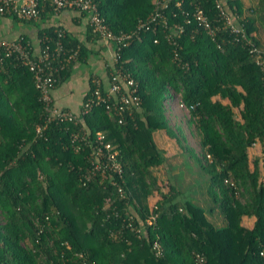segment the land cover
Masks as SVG:
<instances>
[{"label":"trees","instance_id":"1","mask_svg":"<svg viewBox=\"0 0 264 264\" xmlns=\"http://www.w3.org/2000/svg\"><path fill=\"white\" fill-rule=\"evenodd\" d=\"M94 1L113 33L134 32L119 49L114 67L137 82L140 109L118 122L95 107L83 120L118 151L122 175L115 173L114 182L100 177L85 181L88 149L75 151L71 133L77 126L71 122L51 121L37 136L46 113L32 74L6 59L0 64V264H77L79 254L87 264H264L259 254L264 247V181L256 191L246 161L258 138L264 145V42L257 35L258 27H264V0L251 8L255 16L243 15L242 0H222L243 25L248 42L236 41L224 26L215 0ZM157 1L167 2L168 31L175 24L183 27L175 44L162 33L160 18L148 30L135 32ZM195 6L208 17L212 35L195 19ZM52 14L45 3L39 18ZM56 29L64 31V46L77 48L78 56L59 72L54 89L90 52L62 25L38 28L37 37L55 38ZM87 32L89 39L98 37L91 26ZM252 45L260 52L251 51ZM93 86L92 76L86 92ZM170 89L193 105L189 124L198 135L200 153L191 155L208 175V210L219 211L221 226L191 201H174L176 190L169 182L163 185L155 172L165 155L154 131L191 152L184 130L169 122ZM253 169L258 171L256 164ZM243 216L254 217L253 224L241 222ZM154 242L161 255L152 249Z\"/></svg>","mask_w":264,"mask_h":264},{"label":"built area","instance_id":"2","mask_svg":"<svg viewBox=\"0 0 264 264\" xmlns=\"http://www.w3.org/2000/svg\"><path fill=\"white\" fill-rule=\"evenodd\" d=\"M215 1L224 19V26L229 28L236 41L248 42L243 25L234 20V16L226 10L222 0ZM45 3L52 7L54 13L63 9L83 11L86 14L89 26H91V32L98 35V38L113 43L114 67L118 60L119 49L127 45L134 32L113 33L101 17L97 3L94 0H0V19L11 16L21 20H37L40 17V9ZM166 5V1H157L156 7L149 16L139 21L135 32L148 30L153 27L151 24L158 22V18H160L163 24L162 33H164L170 44H175V37L183 31V27L175 24L169 27L168 31V21L164 14V9L167 8ZM175 5L180 6V2L176 1ZM193 12L198 24L203 25L207 33L212 35V25L203 10L195 6ZM189 20L187 18V22ZM55 33V38L47 34L41 38L37 37L36 44H33L29 39H23L21 36L14 39L0 37V64L6 59H11L27 67L31 72L39 93V99L43 104V111L46 113L44 126L38 125L36 127L37 136H41L42 129L51 121L71 122L74 126H77V130L71 133L75 151L82 153L85 148L88 149L86 155L88 166L82 177L85 181L100 177L101 180L108 179L114 182L115 173L119 177L122 175V166L117 159L118 151L110 142L106 141L103 132H90L83 124V120L95 107H102L109 118L116 119L118 122H122L124 116H133V113L141 107L138 84L128 71L122 67H114L108 72L107 81H103L99 76H93L94 86L88 93L86 92L87 94L84 95L77 110L56 105L52 97V90L58 74L67 64L77 59L78 49L64 46L61 40L65 36L63 30L56 29ZM157 41V39L154 40V42ZM251 51L259 53L260 49L252 45ZM175 96L173 89H170L169 96L166 99L167 106L171 100L175 99ZM176 101L177 105L188 113L193 108V105L185 104L179 96ZM118 192L123 196L121 187H118ZM111 201L110 198L106 199L109 204L112 203ZM152 249L157 256L162 254V248L158 242L152 244ZM259 254L264 256V247L261 248ZM78 257L79 262L77 264H87L83 254H79Z\"/></svg>","mask_w":264,"mask_h":264},{"label":"rangeland","instance_id":"3","mask_svg":"<svg viewBox=\"0 0 264 264\" xmlns=\"http://www.w3.org/2000/svg\"><path fill=\"white\" fill-rule=\"evenodd\" d=\"M243 3V15L255 16V12H252L251 8L258 6V0H242ZM27 25V24H24ZM19 27V26H18ZM17 28V27H15ZM257 35L264 42V27H258ZM90 55L89 62L82 65V70L87 71L93 67L89 64L93 58ZM85 65V66H84ZM175 99L171 100L167 106V114L169 116L170 124H178L184 130V134L187 138V145L190 147V151L181 150L175 143L167 139V136L161 135V131H154L153 138L156 144L164 149L165 162L162 166L158 167L155 172L160 178V182L165 185L169 182L176 194L174 195V201L182 203L186 200L204 208L209 218L215 221L219 226L223 224V219L219 217V211L208 210L211 206L210 197L206 193L208 175L200 168L198 162L192 154L198 155L200 153V147L198 144V135L193 128L192 124H189V113L177 105L176 99L179 94L175 93ZM164 138V139H163ZM254 172V189L259 188L261 181H264V145L258 138L254 145L249 147L247 151V160ZM256 164V171L254 165ZM167 188V187H166ZM165 186L162 188L165 189ZM264 198V193L262 195ZM212 212V213H210ZM254 217L243 216L241 222L247 226L253 224Z\"/></svg>","mask_w":264,"mask_h":264},{"label":"crops","instance_id":"4","mask_svg":"<svg viewBox=\"0 0 264 264\" xmlns=\"http://www.w3.org/2000/svg\"><path fill=\"white\" fill-rule=\"evenodd\" d=\"M49 25H62L70 35L76 37L90 51L85 60L73 64L70 76L57 86L52 93L56 105L77 110L87 91L88 81L92 76L97 75L103 81H107L108 70L106 69L113 65V43L98 37L87 38L88 19L76 9H63L52 14L51 17L45 18V20L38 18L31 22H19L11 17H4L0 19V37L14 39L25 36L33 44H36L38 28ZM93 54L94 56L89 64L93 68L83 71L82 65L87 64L90 55ZM162 134L164 135L161 131ZM159 147L161 148V146Z\"/></svg>","mask_w":264,"mask_h":264}]
</instances>
